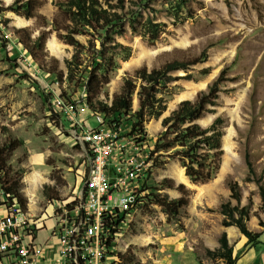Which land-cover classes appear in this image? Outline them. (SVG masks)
I'll return each mask as SVG.
<instances>
[{
    "label": "rangeland",
    "instance_id": "obj_1",
    "mask_svg": "<svg viewBox=\"0 0 264 264\" xmlns=\"http://www.w3.org/2000/svg\"><path fill=\"white\" fill-rule=\"evenodd\" d=\"M57 1L46 0L40 9L46 20V28H43L35 19L26 20L13 12H1L14 0H0V145L13 139L20 142L9 164L22 176L21 193L26 199V212L38 226L46 219V213L50 215L54 203L72 201L84 182L86 154L73 137L75 122H89L93 128L98 126L94 113L88 109L85 93L73 83H59L41 72L14 36V30L18 29H27L33 38L43 30L51 32L46 49L65 70L64 62L71 60L74 49L59 41L52 32V21L58 14ZM155 8L156 12L146 9L139 20L143 22L148 16L160 24V37L155 42L142 35L130 40L117 38L122 47L114 52L115 68L99 100L110 105L114 96L121 93L124 82L136 80L135 72L143 67L151 70L173 60L195 58L207 49L206 62L172 73L183 79L170 83L167 90L157 95L165 111L159 118H151L144 128L154 147L164 130L163 120L179 102L193 101L223 68L229 67L226 76L229 81L221 87L216 107L198 121L205 128L217 117L223 120V161L218 175L205 184L192 183L188 178L189 184L179 182L177 174L181 170L185 174V170L177 160L166 158L164 166L152 165L149 192L156 190V194L178 198V191L160 186L163 180H172L189 191V204L175 220L167 219L161 207L155 204L138 208L109 254L107 264H225L222 259L209 255L219 248L223 233L233 248L236 262L248 249L263 256L261 237L258 239L261 244L254 246L237 227L222 226L224 216L220 206L229 201L236 206V202L230 200L229 189L230 184L236 182L242 197L240 206L247 207L251 199L246 228L252 233L264 234L259 226V221H264L260 197V187H264V0H159ZM50 40L59 44L61 55L53 54L48 48ZM78 40L87 45V38L80 36ZM15 51L19 55L16 66L8 59ZM21 72L36 80L41 92L21 79ZM135 83L133 112L139 109L140 82ZM191 92V98L177 101V96ZM63 98L71 104L63 106ZM150 123H158L159 128L149 129ZM155 158L156 155L153 161ZM34 174L40 180L30 199L26 194L30 189L27 178ZM50 226L51 221L45 223L46 229ZM236 234L245 242L240 249H237ZM46 236L45 230L41 231L40 239Z\"/></svg>",
    "mask_w": 264,
    "mask_h": 264
},
{
    "label": "trees",
    "instance_id": "obj_2",
    "mask_svg": "<svg viewBox=\"0 0 264 264\" xmlns=\"http://www.w3.org/2000/svg\"><path fill=\"white\" fill-rule=\"evenodd\" d=\"M159 0H59L56 2L57 16L52 21V32L59 41L74 49L71 60L64 62L65 70L60 68V62L55 57H50L46 49V40L51 32L42 31L38 37L33 38L27 29L14 30L18 44L27 52L31 61L37 68L55 78L57 82L73 83L86 95V103L90 112L103 116L105 124L122 125L128 135L136 134L139 140H149L146 137L144 125L151 118H159L165 111L157 95L167 90L170 83L177 82L182 77L172 76V73L188 70L191 66L207 61V49H204L195 58H183L164 63L159 68L148 70L143 67L135 72V78L140 82L138 96L139 109L133 112L132 99L137 88L134 80L124 82L121 93L114 96L110 105L99 100L104 95V88L110 81V73L115 68L114 52L122 47L117 38L130 40L135 35L147 36L148 40L155 42L161 34L160 24L154 23L148 17L141 22L146 9L157 11L155 5ZM197 1V0H194ZM46 0H14V2L1 12H13L26 20L35 19L43 28L46 20L40 14V9ZM198 4L202 6V3ZM185 5V4H184ZM163 6V4H162ZM163 9V8H161ZM87 38V45L82 44L78 37ZM18 53L15 51L9 62L16 66ZM86 56L87 58H83ZM86 62V64H85ZM85 64V65H84ZM229 67L223 68L218 77L205 90L199 92L193 101L185 100L178 104L170 116L163 120L164 130L159 135L151 151L155 156L154 167H162L167 159L177 160L185 170V176L192 183L205 184L212 181L219 173L223 161L221 130L223 120L217 117L210 126L202 127L198 121L207 114L212 113L221 92V87L228 82L226 78ZM204 73L206 70H204ZM21 79L29 82L36 90L41 92L40 86L26 72H21ZM46 102V99L41 94ZM63 106L70 105L68 99H62ZM74 104H72L73 106ZM20 147L18 140H7L0 145V193L3 201L1 205L7 213L16 210L26 213V199L21 193L22 176L15 172L9 161L13 153ZM179 147V150L172 151ZM170 152V153H169ZM166 154V155H162ZM164 157L163 160L158 158ZM248 162V160H247ZM250 166V163H248ZM86 168V164H85ZM83 176V180H85ZM161 188L176 190L180 196L169 198L166 195L152 193L149 184L144 186L147 192L134 209L147 204H155L164 211L169 220H175L183 208L189 204V191L183 184L176 185L172 180H163ZM230 200L236 202L232 206L227 202L220 206V213L224 216L222 226L237 227L247 238L249 244H261L258 239L260 233H252L245 223L250 219L251 199L248 206L241 207V194L239 186L233 182L229 186ZM260 197L264 209V187H260ZM53 201V200H52ZM124 216L110 214V219L104 224L110 230V237L106 239L108 250L116 248V242L123 229L130 225ZM259 226L264 229V221H259ZM219 248L210 252L214 258L222 259L225 264H235L233 248L229 245L227 235L223 233L219 238Z\"/></svg>",
    "mask_w": 264,
    "mask_h": 264
},
{
    "label": "built area",
    "instance_id": "obj_3",
    "mask_svg": "<svg viewBox=\"0 0 264 264\" xmlns=\"http://www.w3.org/2000/svg\"><path fill=\"white\" fill-rule=\"evenodd\" d=\"M93 118L95 128L74 124L73 137L86 154V178L72 201L54 203L46 213L54 225L44 246L35 241L38 222L27 212L7 213L0 202V264H39L45 252L53 253L54 264H107L112 250L104 224L110 214L132 217L147 193L153 147L122 125L107 126L99 114Z\"/></svg>",
    "mask_w": 264,
    "mask_h": 264
},
{
    "label": "crops",
    "instance_id": "obj_4",
    "mask_svg": "<svg viewBox=\"0 0 264 264\" xmlns=\"http://www.w3.org/2000/svg\"><path fill=\"white\" fill-rule=\"evenodd\" d=\"M50 221H51V226H50L49 229H46L45 223L46 222H50ZM53 225H54V222L51 219L47 220V218L40 225V228L41 229L37 232L36 239H35V241H36L37 244L42 245V246H44V244H46L47 240L50 237V234H51V230L53 228ZM43 230H45V232L47 233V236H46V238L44 240H41L40 237H39V235H40L41 231H43ZM236 237H237L238 242H239V245H238L237 249H240L241 246L243 247L245 245V242H244L243 239L239 238L237 236V234H236ZM260 237H261L262 243H264V234L263 235L261 234ZM237 249H235V252L236 253H237ZM53 258H54L53 253L52 254H49V253L45 252L44 253V257L42 259H40L39 264H54ZM263 259H264V255L263 256L262 255H258L255 252L254 249H248L246 252L243 253L242 256H240V258L238 259V261L236 262V264L239 261H241V260L243 261V264H262Z\"/></svg>",
    "mask_w": 264,
    "mask_h": 264
},
{
    "label": "bare ground",
    "instance_id": "obj_5",
    "mask_svg": "<svg viewBox=\"0 0 264 264\" xmlns=\"http://www.w3.org/2000/svg\"><path fill=\"white\" fill-rule=\"evenodd\" d=\"M48 48L51 50V52L55 55H61L62 51L61 48L59 46V44L55 41V40H50L47 44ZM193 96V92L191 93H186V94H181L179 96H177V101L183 100L184 98H191ZM158 127V123L154 124V123H150L149 125V129H157ZM224 143H226V140H223ZM40 177L37 174H34L33 176L27 178L29 184H30V189L26 190V194L30 199H33V191L35 190L36 186L39 184V179ZM177 180L179 182L185 183V184H189L187 177L184 174V171L181 170L179 171V173L177 174Z\"/></svg>",
    "mask_w": 264,
    "mask_h": 264
},
{
    "label": "water",
    "instance_id": "obj_6",
    "mask_svg": "<svg viewBox=\"0 0 264 264\" xmlns=\"http://www.w3.org/2000/svg\"><path fill=\"white\" fill-rule=\"evenodd\" d=\"M185 101V100H184ZM182 102V101H181ZM180 103V102H179Z\"/></svg>",
    "mask_w": 264,
    "mask_h": 264
}]
</instances>
